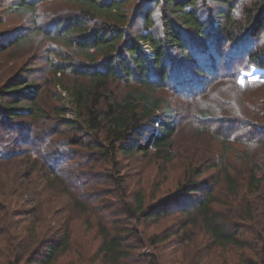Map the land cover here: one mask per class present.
Returning <instances> with one entry per match:
<instances>
[{
	"label": "trees",
	"instance_id": "trees-1",
	"mask_svg": "<svg viewBox=\"0 0 264 264\" xmlns=\"http://www.w3.org/2000/svg\"><path fill=\"white\" fill-rule=\"evenodd\" d=\"M216 1L223 2L228 11L218 10L214 19L203 15L200 9L206 7L200 0H13L10 11L31 18V25L9 35L7 42L1 39L0 53L30 48L37 40L48 46L51 75L45 81L68 93L79 122L42 129L38 119L50 114L38 102L41 86L21 76L10 77L2 85L0 263L62 264L61 258L73 251L74 224L87 214L88 227L96 228L100 247L92 259L80 258L77 264H146V253L136 252L172 236L185 244L186 259L200 235L202 244L197 246L206 249L199 264H264V139L259 137L264 134V96L253 94L264 89V80H241L237 71L242 66L233 64L243 60L264 71V0L245 5L241 20L235 16V0ZM55 2L60 6L49 12L44 9ZM155 9H159L158 17ZM54 12L59 17L53 18ZM140 19L144 27L137 30ZM220 30L225 31L226 43L232 44L229 53L234 55L232 61L229 57L224 61L227 72L221 75L219 64L215 65V56L225 58L224 50L215 46ZM189 62L193 74L184 76L183 67ZM66 75L72 79L69 84ZM222 80L233 81L240 94L227 96L213 108L205 105L197 110L194 121L204 127L196 132L204 138L216 132L214 140L225 153L223 160L231 150L244 170L220 162L210 167L197 164L163 199L147 204L142 194L137 195L126 208L128 223L158 224L174 213L182 215L177 230L163 237L155 234L136 240L137 227L128 229L120 223L123 219H111L115 214L93 215L77 194L81 163L75 161L80 154L73 149L98 150L109 160L118 155L148 156L154 150L171 162L177 109L165 92L206 99ZM119 83L130 87L122 96L114 87ZM24 86L29 92L22 90ZM64 111L57 108L54 116L59 118ZM215 113L220 117L214 118ZM24 118L27 121H20ZM223 120L238 130L224 133L220 129ZM215 124L219 126L212 129ZM61 125L76 133L65 136ZM214 167H221L227 202L213 188L206 189L209 180L200 181ZM202 190L206 193L200 199L190 197ZM238 199L243 201L236 203ZM254 200L259 202L257 209ZM224 204H228L226 211ZM245 221L255 222L252 239L241 233L245 227L239 222ZM192 228L200 231L191 235ZM214 249L232 255L223 256ZM248 250L249 254L243 253ZM149 263L160 264L156 259Z\"/></svg>",
	"mask_w": 264,
	"mask_h": 264
},
{
	"label": "rangeland",
	"instance_id": "rangeland-1",
	"mask_svg": "<svg viewBox=\"0 0 264 264\" xmlns=\"http://www.w3.org/2000/svg\"><path fill=\"white\" fill-rule=\"evenodd\" d=\"M235 1L237 2L235 16L238 20H241L243 19L242 8L255 0ZM12 2L13 0H0V40L2 39L1 41L4 42L9 41L11 37L9 35L25 28L27 29L31 25V18L20 17L10 11L9 7ZM203 3L206 9L201 7L202 9L200 10H202L203 15L206 17L211 16L215 19L218 10H223L225 12L228 11L227 6L220 1L200 0L199 4ZM49 4L44 8L48 12L53 7L60 6L56 2L51 6H49ZM130 6L134 8L135 3L132 2ZM155 11L154 15L158 17L159 9H155ZM59 12H54L55 14H53V18L55 16L59 17ZM47 15L50 14L48 13ZM224 23L225 22L223 21L222 24ZM143 27L144 22L140 19L136 28L139 30ZM215 46H219V49L224 50L223 53L225 54L224 60L220 58L218 59V55L215 56V65L219 64L218 70L220 72L219 75H221L222 73L227 72L226 68L223 69L224 61L228 57L229 60L232 61V55L229 53L232 44L226 43L225 31H219ZM145 47L146 50L151 53L150 46L147 44ZM48 51V46H44L37 40L30 48L20 50L10 48L4 53H0V89L3 87L2 85L12 77L20 76L29 80L30 83L39 84L41 86L38 102L40 106L50 114L49 118L38 119L42 129H53L54 127H57L58 124H63L66 121L79 122L68 93L65 90H62L60 86L49 85V83L45 81L51 75L48 64ZM217 52L219 51L217 50ZM180 59H182L184 63H188L185 58ZM233 64L234 66H242V68H238L240 70L237 71L241 80L245 78H250L254 81L264 80V71L249 67L245 61L236 60ZM219 67H221V69ZM183 68L185 69L183 70L182 75L189 76L193 74L192 63L189 62V65L187 67L184 66ZM23 69H26V73L23 72ZM66 76L67 78L64 80L69 84L72 79L69 75ZM205 78L209 79L208 77ZM197 79L203 80V77H198ZM215 85V88L206 99L202 97L199 99L188 98L180 96L175 92H165L171 100L172 105L177 109L175 117L178 124V130L175 137V147L172 151L174 160L171 162L166 158L156 155L154 150H152L148 156L136 154L132 157L124 158L121 155H118L116 160H109L105 156L99 155L98 150L91 152L87 147L79 146H76V148L73 149V151L80 154L75 161L81 163L79 169V186L81 188L77 194L81 197L80 200L87 204L92 212H95L93 215L100 217L103 214H115L116 216L111 219H123L120 223L124 224L125 227H129L128 229L132 226L134 228L137 227L135 230V232L137 231V234L134 238L136 240L146 239L155 234H160V236L163 237L164 235L172 234L177 230L179 223L178 219H183L182 215H176L177 213H174L158 224L149 223L148 225L142 224L135 226L134 223H128L124 220L128 213L126 208L128 205L135 202L137 195L142 194L145 197L147 204L155 203L158 200L163 199L168 193L174 191L178 187L180 182L183 181L189 173V170L197 164H200L202 167H210L212 164L220 162L222 164H227L229 167L233 165L237 170H244L239 162V156H235L231 150L226 153L227 158L223 160L225 153L222 152L220 146L214 140L216 132L208 138H204V136H200L196 132V128L204 127V124L200 126L194 121V114L197 110L205 107V105L207 107L210 105L213 108V106H216L217 102L219 103L220 100L224 102V100L227 99V96L232 95L233 97H237L240 94V92L238 93L235 89L234 82L231 80H222ZM114 87L119 96H122L130 89L129 86L121 83ZM22 90L29 92V88L25 86ZM253 94L264 96V89L256 92L253 91ZM57 108H63L65 110L63 115L59 118L54 116ZM27 110H29V107L24 108V111ZM217 116L218 115L215 113L214 118H217ZM224 117L226 116H223V118ZM26 119L27 118H24L20 121H27ZM236 122L234 121L235 124ZM223 125L224 127H220V129L224 133L235 132L238 130L237 126L232 125V122L228 123V121L223 120ZM212 126V129H216L219 125L216 126L215 124ZM225 128L227 130H225ZM60 131L63 132L65 136L67 134L70 136L71 134L76 133V130L74 131L62 125L60 126ZM259 137L260 139H264V134H261ZM84 139L86 138L84 137ZM89 140L86 139V141ZM229 144L231 145L233 142L230 141ZM205 180H209V182H206L209 184L206 189L213 188L217 193V196L220 197L223 202H227L226 196L228 194V189L222 176L221 167L208 169L207 172L200 177V181H203V183H205ZM205 193L206 190H202L196 193H191L190 197L193 199H200ZM228 200H230V198ZM239 201L242 202L243 200L238 199L236 203ZM252 203L255 209H257L259 202L254 200ZM226 205L228 204L222 206L223 211L228 209ZM86 215L87 214H84L81 219L77 220L74 224L72 242L73 251L61 258L62 264H77L80 258H87L90 260L97 254L96 252L100 247V237L96 228L88 227V218ZM239 225H244L245 227L241 230V233L242 231H245L246 237L252 239L253 234L251 230L255 225V222H239ZM199 231V228H192L190 234L195 235L193 233L195 232L197 234ZM196 237L198 239L196 247L193 251L187 253L188 256L186 259L183 254V245L185 244H182L180 238L175 236H172L168 241H165L158 246L149 245L146 248L139 249L136 253H146V264H150V261L153 263V259L158 260V263L160 264H199V260H201V257L204 255L206 247L203 245L197 246L202 244L199 243L202 240V235ZM84 249H87V253L84 252ZM214 251L217 254L221 253L223 256L232 255L231 253H227L226 250L214 249ZM238 253L241 254L242 252L239 251ZM243 253L249 254L250 251L248 250ZM200 264L205 263L201 262Z\"/></svg>",
	"mask_w": 264,
	"mask_h": 264
}]
</instances>
